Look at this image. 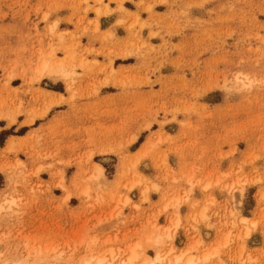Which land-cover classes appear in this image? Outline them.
Masks as SVG:
<instances>
[{
	"label": "rangeland",
	"instance_id": "rangeland-1",
	"mask_svg": "<svg viewBox=\"0 0 264 264\" xmlns=\"http://www.w3.org/2000/svg\"><path fill=\"white\" fill-rule=\"evenodd\" d=\"M6 194L0 264H264V0H0Z\"/></svg>",
	"mask_w": 264,
	"mask_h": 264
},
{
	"label": "bare ground",
	"instance_id": "bare-ground-1",
	"mask_svg": "<svg viewBox=\"0 0 264 264\" xmlns=\"http://www.w3.org/2000/svg\"><path fill=\"white\" fill-rule=\"evenodd\" d=\"M98 172L101 173L102 172V167L98 166ZM88 192V191H86ZM70 196L69 193L66 194L65 199H67ZM16 204V198L10 196L9 194H6L3 200H0V211L3 209H9L12 208V206ZM244 221H246V217L243 218ZM207 235L210 236L211 232H207ZM172 236V234H171ZM194 248V245L190 246V249ZM138 257V254L136 253L135 249L132 250V253L128 256V258L126 260H124V262H127L129 264L133 263ZM185 257V252L178 254L175 256L174 258V264H197V260L194 256H190L188 259H186L185 261H183ZM212 257V253H208L204 256L205 260H209ZM163 259H165V257H163L162 255L158 254L154 259H152L151 261H147L145 260L142 264H163ZM106 258L105 257H98L95 261H87L86 264H106ZM110 264V263H108Z\"/></svg>",
	"mask_w": 264,
	"mask_h": 264
}]
</instances>
